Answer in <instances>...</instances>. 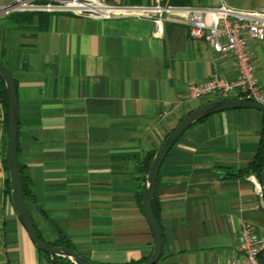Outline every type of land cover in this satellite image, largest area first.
I'll return each instance as SVG.
<instances>
[{"label":"crops","instance_id":"1","mask_svg":"<svg viewBox=\"0 0 264 264\" xmlns=\"http://www.w3.org/2000/svg\"><path fill=\"white\" fill-rule=\"evenodd\" d=\"M220 1L159 3L206 7ZM256 1L242 10L264 12V0ZM26 13L30 19L23 22L0 14V60L15 86L16 160L33 228L42 241L67 239L97 263L147 259L153 239L137 202L141 161L184 115L215 100L186 99V86L215 73L234 76L233 60L189 37L176 14L161 13L154 34L153 18L142 15ZM249 50L262 85L264 41L249 38ZM263 125L259 110L235 108L212 113L181 133L156 176L162 243L154 264H226L239 257L244 223L264 235V196L255 195L242 173ZM5 140L0 103V264H55L36 249L13 209L2 163Z\"/></svg>","mask_w":264,"mask_h":264},{"label":"built area","instance_id":"2","mask_svg":"<svg viewBox=\"0 0 264 264\" xmlns=\"http://www.w3.org/2000/svg\"><path fill=\"white\" fill-rule=\"evenodd\" d=\"M118 5L107 0H54L47 3H33L27 0H13L0 5V14L26 11H56L74 16L96 19H111L125 16L152 17L154 34L161 28V13L176 14L179 22L187 28L189 37L203 39L218 55L232 58L235 73L225 77L217 73L201 83L186 86L185 98L209 97L254 101L264 105V84H259L256 69L249 50V38L264 41V12L242 10L221 0L215 6L191 7L160 5ZM253 185L255 195L264 196L260 178L254 173L246 176ZM239 257L226 264H258L257 254L264 248V235H259L251 223H244L238 234Z\"/></svg>","mask_w":264,"mask_h":264},{"label":"water","instance_id":"3","mask_svg":"<svg viewBox=\"0 0 264 264\" xmlns=\"http://www.w3.org/2000/svg\"><path fill=\"white\" fill-rule=\"evenodd\" d=\"M0 77L3 81L6 95L5 169L9 184L10 201L20 223L24 227L29 239L32 241L36 249L46 253L50 259L53 257H60L71 264H101L83 257L71 248L44 242L37 236L25 206L20 174L17 167L16 132L18 114L15 86L9 69L1 60ZM235 108H254L259 110L264 116V105L254 101L233 98L211 100L184 115L166 134L154 151L148 169L143 176L140 196L141 211L150 229L153 245L148 258L139 264H154L158 260L161 252V232L157 219L152 211L151 200L154 195L157 172L165 155L186 128L212 113ZM260 182L264 191V166L260 173Z\"/></svg>","mask_w":264,"mask_h":264},{"label":"trees","instance_id":"4","mask_svg":"<svg viewBox=\"0 0 264 264\" xmlns=\"http://www.w3.org/2000/svg\"><path fill=\"white\" fill-rule=\"evenodd\" d=\"M176 6H185L184 4H178ZM7 17L11 20H13L14 22H23V21H27L30 19V14L26 13V12H18V11H14L11 12L9 14H7ZM0 103L2 105V109H3V130L4 133H6V95H5V89H4V85H3V81L0 77ZM4 149H5V145L3 144V153H2V163L3 166L5 168V158H4ZM155 150L152 151H148L145 153L142 161H141V178L144 176V174L146 173L150 160L152 158V155L154 153ZM264 166V125H263V133H262V137L261 140L259 142L257 151L253 157V159L248 163V165L242 170V173L245 174H250V173H254L255 175H257L260 178V173L261 170ZM17 167L19 170V174H20V179H21V185H22V193H23V197L27 194V187L25 185V182L21 176V168L17 163ZM6 187H7V192L9 193V184H8V179H6ZM140 196H141V189L138 191L137 193V202H138V206L141 207L140 205ZM151 207H152V211L153 214L155 216V218L157 219V203L155 200V196L153 195L152 200H151ZM38 236V235H37ZM39 237V236H38ZM40 239V237H39ZM49 244H53V245H61L64 247H68L71 248V244L69 243V241L67 239L61 238L59 237L56 241H54L53 243H49ZM39 251V250H38ZM40 253H43L44 255L48 256L46 253L39 251ZM49 257V256H48ZM53 262L55 264H71L70 262H68L65 259H62L60 257H53L52 258ZM146 259H142V260H137V261H132L130 262V264H139L143 261H145ZM257 262L258 264H264V248L262 250L259 251V253L257 254Z\"/></svg>","mask_w":264,"mask_h":264},{"label":"rangeland","instance_id":"5","mask_svg":"<svg viewBox=\"0 0 264 264\" xmlns=\"http://www.w3.org/2000/svg\"><path fill=\"white\" fill-rule=\"evenodd\" d=\"M224 1L238 9L247 8L251 5L252 2H254V0H224ZM256 2L260 3V0H257Z\"/></svg>","mask_w":264,"mask_h":264}]
</instances>
